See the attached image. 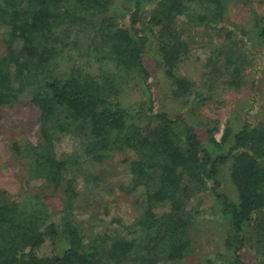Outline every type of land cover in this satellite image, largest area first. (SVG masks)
<instances>
[{
	"label": "trees",
	"instance_id": "1",
	"mask_svg": "<svg viewBox=\"0 0 264 264\" xmlns=\"http://www.w3.org/2000/svg\"><path fill=\"white\" fill-rule=\"evenodd\" d=\"M228 1L0 0V110L26 98L39 108V141L12 147L27 185L41 182L62 202L56 209L29 190L18 201L0 188V264H183L204 218L190 203L203 192L226 221L228 250L226 260L210 255L204 264H246V245L264 264V120L229 124L221 139L209 126L203 140L184 116L156 111L150 82L161 72L175 99L203 105L209 87L199 88L180 64L191 53L199 58L196 47L207 53L210 42L198 30L210 26L220 40L204 59L205 74L221 65L228 87L244 85L255 42L264 45V14L242 0L252 31H237L227 25ZM128 87L142 92L132 105L123 100ZM66 138L68 153L59 149ZM115 152L127 154L131 171L122 189L144 198L135 199L131 223L113 219L103 249L90 217L77 210L88 181L75 164L80 157L104 164ZM227 173L235 193L223 187Z\"/></svg>",
	"mask_w": 264,
	"mask_h": 264
},
{
	"label": "rangeland",
	"instance_id": "2",
	"mask_svg": "<svg viewBox=\"0 0 264 264\" xmlns=\"http://www.w3.org/2000/svg\"><path fill=\"white\" fill-rule=\"evenodd\" d=\"M255 9L264 14V0H251ZM249 4L242 0H229L227 5V17L230 28L239 30L244 26L252 31V23L249 21ZM128 18V17H127ZM126 18V19H127ZM212 27H201L198 32L205 34V42H210V47L205 51L192 44V48L198 52L199 58L189 54L182 58L181 72L192 78L195 84L203 89L208 86L207 97L203 105L190 108L183 103L182 99H175L172 94L173 86L161 73H154L150 80L152 91L158 95L156 111H167L172 116L182 115L196 124L200 136L207 139V128L216 126V138L221 139L227 125L239 127L242 120L249 119L251 122L264 120V45L254 44L256 54L252 57L253 64L247 69V77L244 85L238 88H230L225 83L229 73L223 66L208 74L204 70V59L214 48L216 40H220ZM202 38V37H199ZM215 41V42H214ZM220 43V42H218ZM244 49L246 50V46ZM6 52L4 35L0 28V57ZM260 56V57H259ZM138 90L126 88L123 100L127 105L131 101L140 99ZM133 107V106H129ZM40 110L29 98L23 103L8 105L0 110V188L15 199L21 200L27 190L42 192L47 201L56 209L61 207V193L53 192L52 189L42 190L41 182L27 185V168L15 154L12 144L14 140L30 139L38 142ZM148 119L142 118L143 125ZM72 141L66 138L59 146L66 153L72 150ZM77 146V145H76ZM127 154L115 152L104 164H92L83 157L78 158L75 167L84 173L88 186L82 191L79 199L78 212H84L85 218H89L94 224L95 236L100 248H107V240L103 233L116 227L113 219L120 217L123 222L129 224L139 213V206L135 199L143 200L141 194L127 193L122 189L129 183L131 171ZM36 186V187H34ZM223 187L231 193H235V186L229 173L224 177ZM190 207H197L204 215L196 227L192 230L194 251L183 264H204L206 257L213 255L217 260H226L228 250L224 245L226 234V221L216 210L215 200L208 192H203L195 197ZM246 264H259L256 251L246 245L242 251Z\"/></svg>",
	"mask_w": 264,
	"mask_h": 264
}]
</instances>
